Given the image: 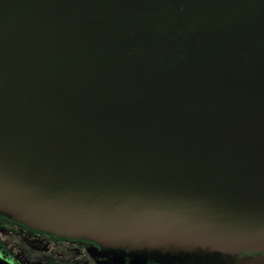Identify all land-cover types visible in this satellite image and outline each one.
<instances>
[{
    "label": "water",
    "instance_id": "obj_1",
    "mask_svg": "<svg viewBox=\"0 0 264 264\" xmlns=\"http://www.w3.org/2000/svg\"><path fill=\"white\" fill-rule=\"evenodd\" d=\"M0 217L264 264V0H0Z\"/></svg>",
    "mask_w": 264,
    "mask_h": 264
},
{
    "label": "flooded vegetation",
    "instance_id": "obj_2",
    "mask_svg": "<svg viewBox=\"0 0 264 264\" xmlns=\"http://www.w3.org/2000/svg\"><path fill=\"white\" fill-rule=\"evenodd\" d=\"M0 234V256L10 264H116L111 255L95 253L92 256L88 249L93 244L86 240L58 238L1 217ZM1 237H9L10 241L5 242ZM246 255L250 256L252 253L243 254ZM123 264H128L127 256L124 257ZM148 264L159 263L149 260Z\"/></svg>",
    "mask_w": 264,
    "mask_h": 264
},
{
    "label": "rangeland",
    "instance_id": "obj_3",
    "mask_svg": "<svg viewBox=\"0 0 264 264\" xmlns=\"http://www.w3.org/2000/svg\"><path fill=\"white\" fill-rule=\"evenodd\" d=\"M6 233V232H5ZM1 235V234H0ZM4 236H6V234H3ZM1 239L3 240V241H5V242H8V241H10L9 240V237H1Z\"/></svg>",
    "mask_w": 264,
    "mask_h": 264
}]
</instances>
